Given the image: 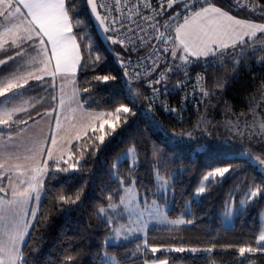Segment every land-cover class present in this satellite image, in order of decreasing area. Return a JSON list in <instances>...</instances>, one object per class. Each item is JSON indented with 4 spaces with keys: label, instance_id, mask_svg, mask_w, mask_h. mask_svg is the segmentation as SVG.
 Wrapping results in <instances>:
<instances>
[{
    "label": "trees",
    "instance_id": "1",
    "mask_svg": "<svg viewBox=\"0 0 264 264\" xmlns=\"http://www.w3.org/2000/svg\"><path fill=\"white\" fill-rule=\"evenodd\" d=\"M202 1L196 10L212 3L237 18L264 22V0H256L252 9L237 6L236 0ZM67 4L68 0L66 8ZM182 7L183 3L169 10L166 6L161 16L167 17ZM73 9L76 13L73 34L82 56L76 76L79 99L87 109L112 113L116 128L113 132L107 125L102 131H87V135L84 133L71 144L68 157L47 163L43 196L21 248L20 264H107V257L117 258L119 264H146L154 260L185 264H250L253 260L255 264H264V248L257 243L264 192L240 205L243 197L264 189V176L258 167L246 157L227 155L222 148L207 147L198 151L196 143L167 139L168 134L190 129L207 108L215 111L212 130L229 119L243 123L255 110L264 107V33L243 39L246 43L238 42L234 49L228 47L227 52L234 53L230 58L204 57V61H216L205 67L209 95L199 110L188 109L185 118L179 121L152 105L150 91L143 82L128 78L125 61L133 54L126 52L122 44L102 41L87 0H73ZM69 15L72 17V12ZM75 18L86 22V27H75ZM78 33L87 38L81 40ZM23 47V42L19 47L9 43L0 51V57L15 55ZM97 57L99 61L94 67ZM17 59H12V64L19 63ZM8 68L9 63L1 67L0 75L6 74ZM105 75L110 77L107 82L95 79ZM37 87L30 83L24 88L25 95L33 98L32 107L15 117L17 122L12 128H0L3 129L0 140L55 109L56 100L49 96L43 98ZM121 106L130 111L121 113L116 121L115 109ZM149 111L150 116L146 115ZM100 135H105L103 143L98 139ZM260 141L259 151L264 157V137ZM131 148L137 151L138 167L130 171V159H122L118 176L124 183L114 182L110 175L114 162ZM223 167L235 171L225 174L223 179H211L204 193L194 198L206 174ZM157 173L171 182L167 215L173 219L183 216L185 224L151 226L145 240L106 244L112 226L105 222L107 218L99 209L119 204L124 186L133 181L146 203L164 204ZM6 182L4 177L3 188ZM231 202L235 203L236 210L232 226L226 227L223 216ZM139 245H142L141 251L134 254ZM240 247L257 250L241 256ZM152 248L157 251L153 253Z\"/></svg>",
    "mask_w": 264,
    "mask_h": 264
},
{
    "label": "rangeland",
    "instance_id": "2",
    "mask_svg": "<svg viewBox=\"0 0 264 264\" xmlns=\"http://www.w3.org/2000/svg\"><path fill=\"white\" fill-rule=\"evenodd\" d=\"M218 7L212 3L205 5L203 8L212 9ZM0 10H3V5H0ZM223 12H226L221 8ZM9 11L14 13L13 7ZM21 11L27 12L21 5ZM199 11H202L200 9ZM228 16L238 20L239 18L226 12ZM207 17L216 19L219 14L212 12L211 10L205 14ZM225 25L234 28L235 24L233 20H228L223 17H219ZM255 26L264 25V22H253ZM20 25L19 28L16 25ZM184 25V24H183ZM27 27L26 23H22V18L16 16L14 19H5L0 17V45L5 44V41H12L15 32H19L22 36H27L28 33L24 31ZM192 28L193 25H189ZM12 29V32L6 31ZM34 36V33H33ZM21 41L16 40V44ZM71 44V42H70ZM76 44L78 45L77 39ZM18 45V44H17ZM45 45L39 44V49L44 48ZM80 59L71 67L70 71H67L62 78V91L59 94L56 101V107L51 113H47L42 118L27 124L22 130L16 134L10 135L7 139L0 140V188H3V178L6 176V172H9L7 184L2 195L0 197V208H7L9 210L16 209L15 200L20 199L13 197V191L19 193L28 189L30 191V198L27 199L23 205V209L20 210L18 219L9 218L7 221H0V264H20L21 262V248L25 243L30 225L32 224L39 207V203L43 196V181L46 176L47 167L40 164V158L46 157V161L61 160L69 156V148L77 137L83 135L89 130H93L99 127L100 123L104 120H109L110 123H114V115L108 116L109 113L99 110H89L85 108L78 96L76 76L81 64L82 56L80 48L77 52ZM44 54H46L44 52ZM204 58V57H202ZM53 62L56 65V58L53 57ZM64 71V66H61ZM27 75H14L6 77L5 83L0 84V90H3L8 83H19L24 85L22 88H16L9 92H6L3 96H0V120L10 119V122H17L15 117L29 110L32 107V97L25 95L24 88L29 84L25 81ZM28 76H30L28 74ZM33 87V86H32ZM80 107V108H79ZM81 109L82 113L86 114L83 117L78 113ZM85 111L87 112H84ZM215 111L212 108H207L203 111V114L199 120L188 130L181 133L168 134L167 139L173 142H182L186 144L196 143V150L202 151L207 147H217L225 149L227 155H240L248 157L244 153H250L253 158L259 157L264 160V157L260 153L262 144L260 139L264 137V107L255 110L243 123H236L229 119L222 122L218 127L210 129L211 122ZM104 114V115H101ZM89 115V116H88ZM54 120V121H53ZM51 121L53 126L48 122ZM50 122V123H51ZM107 126V124L105 125ZM6 127L0 124V128ZM191 134L189 136L188 134ZM254 136L257 138L254 139ZM53 138L55 143L53 144ZM50 141L51 147L48 148V142ZM260 141V142H259ZM51 151L52 158L49 159L48 153ZM125 154H129L127 158L130 159L131 164H138L137 151L135 148L129 149ZM120 159L119 161H121ZM256 165L264 176V165H257L255 162H251ZM35 169H41V172H36ZM216 169L209 171V173L215 172ZM205 176V177H206ZM35 177V179L33 178ZM204 177V178H205ZM219 177V176H216ZM215 177V178H216ZM202 179L199 184L194 198L200 197L197 195L198 189L206 186L209 181ZM156 181L160 194L165 198V203L161 204L154 201L151 204L146 203L145 196L141 195L136 185L130 184L124 186L121 197L125 203L123 205L116 204V209L106 208L103 215L107 218V221L112 226V232L106 237V244H119L121 242H127L133 239H146L147 231L151 226H180L185 224L183 216L178 218H170L166 209L170 207L169 195L171 194V182L160 174H156ZM30 186L35 188L32 191ZM37 193L39 194V200L36 199ZM204 193V192H203ZM258 196V195H257ZM254 197L245 196L240 201V205H245L249 199ZM236 205L231 202L227 210L229 215L223 216V222L226 227H231L234 220ZM35 213V215H33ZM261 230L258 236L257 243L264 248V241H260V236L264 235V209L260 216ZM183 220L184 223H174L173 221ZM23 232V239H19L20 233ZM142 245L135 248L134 254L141 251ZM107 264H119L117 258L107 257ZM146 264H185V263H171L168 260H154L147 262ZM250 264H255L253 260H250Z\"/></svg>",
    "mask_w": 264,
    "mask_h": 264
},
{
    "label": "snow or ice",
    "instance_id": "3",
    "mask_svg": "<svg viewBox=\"0 0 264 264\" xmlns=\"http://www.w3.org/2000/svg\"><path fill=\"white\" fill-rule=\"evenodd\" d=\"M89 4L92 5V11L96 12V4L94 3V0H87ZM183 7L181 9L182 12L187 13L185 15V22L184 25L181 26V28L176 29V36L173 38V41H178L179 45L181 46V51L183 55L179 57V64L173 63L171 65H166V67L161 71L158 78H155L151 81H149L148 86L152 87L153 84L155 85H161L162 81L165 80L167 73L171 72H178L182 68L184 70L185 77L188 76L187 68L190 66L193 61L190 59V57L195 56L197 58L199 57H214L219 60H223L225 58H230L234 55V53H228L227 49L230 45L225 43L223 39H221L222 35H227L228 32L231 30V26L225 25L222 20L219 17L226 18L228 20H233L235 25H242L244 22L240 20H234L233 17L228 16L226 12H223L221 8L213 7L212 9L208 8H202V11H195L197 6H200L201 0H182ZM236 4L239 7H245V5H242L239 3V0H236ZM0 5H3V10H0V17H4L5 19L12 18L14 19L17 15L22 18V23H26L27 27L24 28V31L28 33L27 36H22L19 34V32L14 33V39L11 41V43L19 47V45L16 44V40L19 39L25 43L28 41H34L36 38H39V44L45 45L44 48L37 49L38 52H46V42L50 43L52 45V54L56 58V69L53 72V75L56 74V72H59L61 70V66H64V71H70L71 67L74 66L78 60L80 59L78 53L76 55H73V53L77 52V49L79 45L76 44V35L73 34V18L76 17V13L73 9V0H68L67 8H66V0H0ZM21 5L24 9L27 10V12L21 11ZM171 3L169 4V7H171ZM15 8L14 13L12 11H9L12 8ZM212 11L214 13L219 14V17L216 19H212L207 17L205 14L209 11ZM72 12V17H70L69 13ZM181 12H177L176 15L179 16ZM97 19L101 24L104 23L105 18H100L99 13H97ZM119 21L113 20L112 24H116ZM193 25L192 28H189V25ZM17 28L20 27V25H16ZM75 27L77 28H83L86 27V22L81 21L79 18H75ZM121 27L123 28L124 25L121 23ZM247 27L252 28L253 32L252 35L255 36L256 30L260 31L261 33H264V25L261 26H255L248 24ZM184 29V30H182ZM6 31L12 32V29H7ZM105 31H113L117 32V35L123 36L125 33L118 32L117 29L112 27L111 25L105 29ZM133 29H127V32H132ZM34 33V36H33ZM203 33L204 39L200 44H196L195 41L199 38V34ZM80 35V39L84 40L87 37L83 34H77ZM247 35V33H246ZM163 36V34H161ZM46 38V41H45ZM136 39H140L142 42V38L140 37H127L128 44L130 47H126V52H131L136 50L135 49V41ZM71 42V44H70ZM7 43V41H5ZM113 43H123V40H117L113 41ZM240 43L243 45L246 42L241 39ZM168 41H164V48L163 51L167 53L170 49L168 48ZM31 47H35V44L33 43L30 45ZM231 47L234 49L236 47L235 44H232ZM22 52H17L16 55H21ZM241 55H243V52H241ZM171 56L173 61L177 60V50L175 48L171 49ZM8 59H13L12 56H8ZM99 61V57L96 58V62H94L93 66H96V63ZM121 64L123 65V59L120 60ZM215 60H205L204 66L207 67L211 64H214ZM264 62V61H262ZM7 63V60L0 59V65H4ZM129 64H131V59L129 58ZM156 67H158V64L156 61H153V64L150 66V71H155ZM47 66L45 65L44 69H39L38 71H46ZM34 79L38 81H43V76L41 75H34ZM114 79V77H112ZM134 78H140V71L139 67L136 69V77ZM95 79L101 80L103 82H107L110 77L105 75L103 77H96ZM202 79V78H200ZM27 83V81H25ZM181 82H178V84L175 86L176 88H179ZM24 85L17 83H8L6 87L3 90H0V96H3L6 92H9L16 88H22ZM85 91H88V89H85ZM153 94H157L161 92V88H152ZM163 92L164 94H168L169 89L167 87V84H163ZM208 93L204 92V96H207ZM130 109L128 107H118L115 109V120L119 121L120 114L121 113H128ZM165 111L168 112H174L175 109H168L166 108ZM104 115V114H101ZM112 113H109L108 116H112ZM146 115H151V112H147ZM126 122V121H125ZM23 123H26V121H23ZM0 124L12 128L15 125V122H10V119L0 120ZM108 125L112 131H115L116 124L110 123L109 120H104L99 125V129H93V131H102L105 127V125ZM262 128H264V125H262ZM3 132V129H0V133ZM85 135H87V132H85ZM191 136V134H188ZM77 139L79 140L80 137L78 136ZM100 143H103L105 140V135H100L98 137ZM53 144L55 143V139L53 138ZM129 154H125L124 157L118 158L117 162H114L113 165V171L110 173V175L113 177V181L123 184L124 181L121 180L118 176V169H119V160L120 159H127ZM248 157L249 162H255L257 165H264V160L259 159V157L253 158L250 153H244ZM49 159L52 158L51 151L49 150L48 153ZM47 161H45V164ZM138 167V164H130V171H134L135 168ZM61 171H67V169H60ZM36 172H41V169H35ZM235 169H231L229 167H223L218 168L213 173H209L208 176H206L204 179L206 181H210L211 179L215 178L216 176H219L221 179L225 177V174H228L230 172H234ZM35 179V177H33ZM135 183V181H133ZM32 191H35V188L33 186H30ZM0 191H4L3 188H0ZM205 189L203 187H200L198 189L197 195L203 193ZM261 192H264V189H257L254 192H251V197H256ZM17 195L20 197V199L15 200V204L17 206L16 209L9 210L7 208H0V221H7L9 218L18 219L20 215V210L23 209V205L27 201V199L30 198V191L28 189H25L22 192H15L13 191V197H17ZM79 197H77L78 199ZM36 199L39 200V194L37 193ZM62 200H64V197H61ZM111 199V196L109 197ZM125 203L124 199L120 198V204L123 205ZM110 209H116L117 205L115 204H109ZM105 209L101 208L99 209V212L101 214L105 213ZM187 214V213H186ZM230 212L226 211L225 215H229ZM35 215V213H33ZM38 219V218H37ZM107 222V219L105 220ZM174 223H184L183 220L180 221H173ZM188 223H192L191 220L188 221ZM19 239H23V232L20 233ZM260 241H264V235L260 236ZM257 249L251 248V247H240L239 248V254L241 256H244V254L247 253H253ZM151 251L155 253L157 251L156 248H152ZM177 251H184V249H177ZM192 251H196V249H192ZM208 251H212V249H208Z\"/></svg>",
    "mask_w": 264,
    "mask_h": 264
},
{
    "label": "built area",
    "instance_id": "4",
    "mask_svg": "<svg viewBox=\"0 0 264 264\" xmlns=\"http://www.w3.org/2000/svg\"><path fill=\"white\" fill-rule=\"evenodd\" d=\"M101 18H107L104 25L108 28L110 25L123 36L117 35V32L109 31L125 48L130 47L127 37H140L135 41V49L125 61V71L130 79L140 81L149 89V100L152 105L163 111L165 114L172 116L174 119L182 121L187 114L188 109L199 110L209 95L207 87V77L205 73V61L202 57L192 56L190 59L193 63L187 68L188 76L185 77L183 68L178 72L167 73L166 78L161 85L153 84L148 86L149 81L158 78L161 71L166 65L173 63L179 64V57L173 61L171 49L175 48L177 41H173L176 36L177 27L184 21L185 15L180 10L173 14L162 17V11L173 0H96ZM203 0L202 2H206ZM256 0H239V3L245 5L247 9H252ZM196 10V9H195ZM177 12H181L179 16ZM113 20L119 21L112 24ZM123 23L124 27H121ZM133 29L127 32V29ZM163 34V36H161ZM168 41L167 53L163 51L164 41ZM129 58L131 64H129ZM156 61L158 67L155 71H150V66ZM139 67L140 78L136 77V69ZM202 78V79H200ZM180 83L179 88L175 86ZM167 84L168 94L163 92V84ZM161 88V92L153 94L152 88ZM204 92L208 95L204 96ZM175 109L174 112L165 111V109Z\"/></svg>",
    "mask_w": 264,
    "mask_h": 264
},
{
    "label": "crops",
    "instance_id": "5",
    "mask_svg": "<svg viewBox=\"0 0 264 264\" xmlns=\"http://www.w3.org/2000/svg\"><path fill=\"white\" fill-rule=\"evenodd\" d=\"M205 5H207V4H205ZM204 6L200 7L196 11H199ZM226 12H228V11H226ZM238 20L244 22V24L235 25L234 28H231V30L228 32L227 35H222L221 36V39H223L225 41V43H227L230 46L232 44H236V43L240 42L241 39H245L247 37H252L253 36L252 35L253 29L247 27V25L248 24L254 25V23H253L254 21L245 20V19H241V18H239ZM184 22H185V20L177 28H181V26L184 24ZM182 30H184V29H182ZM246 33H247V35H246ZM258 33H261V32L256 30L255 35H257ZM204 39H206V37H204L203 33H200L199 34V38L195 41V43L196 44H200ZM45 41H46V38H45ZM22 42L23 41H19L17 44L19 45ZM9 43H11V41L5 43L4 45L1 44L0 45V51H2L4 49V47L7 44H9ZM23 43H24V47L21 48V50L18 51V52H22L21 55H19V56H17L16 54L15 55H10V56L13 57V59L19 58V59H17L19 61V63L12 64V61H11L12 59L11 60L8 59L9 55L7 57H0V59L7 60V63H9V68H8V71H6V74L0 75V84L1 83H5L4 79L6 77L10 78L11 76H14V75H17V76L18 75H27L26 78L28 80H27L26 84H28V83L37 84L38 85L37 88L39 89V92H40V94H42L43 98H45L46 96H49L50 99L54 98L57 101L58 97H59V94L62 91V87H61L62 78H63V75L66 74V72H63V70L61 69L59 72H56V74L53 75V72L56 69V65L53 62V57L54 56L52 54V45L50 43L46 42L47 51L45 52L46 54H44L43 51H41V52L37 51V49H39V38H36L34 41H28L27 43H25V42H23ZM33 43L35 44V47H31L30 46ZM176 50H177V56L178 57L183 55V53L181 51V46L179 45L178 41H177V45H176ZM6 64H4V65H6ZM4 65H0V68L3 67ZM45 65L47 66L46 71H38L39 69H44ZM28 74L30 76H28ZM34 75L43 76V78H44L43 81H38V80L34 79L33 78ZM52 111H54V110H51V111H49L47 113H51ZM84 112H86L85 109H84ZM78 113L79 114L81 113L80 115H82L83 117L87 116L86 114L82 113L81 109L78 111ZM50 122L51 121H49L48 124H47L48 127H49L50 124L51 125L53 124L52 122L51 123ZM47 142L49 143L48 144V148H47V150H48L51 147V145H50L51 142L49 140ZM39 161H40V164L42 166H46V167H47V163L50 162V161H48L45 164V161H46V157L45 156H43L42 159L40 158ZM4 174H6V176H4V177H7V179H8L9 172H6ZM6 184H7V182H6Z\"/></svg>",
    "mask_w": 264,
    "mask_h": 264
},
{
    "label": "water",
    "instance_id": "6",
    "mask_svg": "<svg viewBox=\"0 0 264 264\" xmlns=\"http://www.w3.org/2000/svg\"><path fill=\"white\" fill-rule=\"evenodd\" d=\"M94 3L96 4V12H93L92 11V5L91 4H89L88 2H87V4H88V9H89V13H90V16H91V19H92V21H93V24H94V26H95V28H96V31H97V33H98V35H99V37L102 39V41L104 42V43H106V44H108V43H113V41H117L118 39L117 38H115L113 35H111L110 34V32L109 31H105V29L107 28L105 25H104V23L103 24H101L100 22H99V20L97 19V13H99V9H98V5H97V1L96 0H94ZM177 3H182V0H173L172 2H171V7H169V4L167 5V9L169 10V9H171L172 7H174ZM99 16H100V13H99ZM100 18H101V16H100ZM117 44H121V43H117ZM128 77V76H127ZM129 78V77H128Z\"/></svg>",
    "mask_w": 264,
    "mask_h": 264
}]
</instances>
